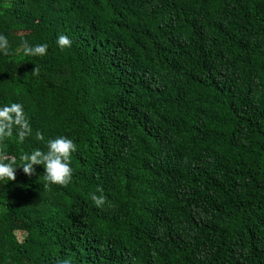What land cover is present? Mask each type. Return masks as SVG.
Instances as JSON below:
<instances>
[{
	"label": "trees",
	"instance_id": "16d2710c",
	"mask_svg": "<svg viewBox=\"0 0 264 264\" xmlns=\"http://www.w3.org/2000/svg\"><path fill=\"white\" fill-rule=\"evenodd\" d=\"M0 33V152L77 144L67 186L0 183V264H264V0H0Z\"/></svg>",
	"mask_w": 264,
	"mask_h": 264
},
{
	"label": "clouds",
	"instance_id": "9594fccd",
	"mask_svg": "<svg viewBox=\"0 0 264 264\" xmlns=\"http://www.w3.org/2000/svg\"><path fill=\"white\" fill-rule=\"evenodd\" d=\"M57 46L63 50L71 47V41L66 35H59L56 40ZM47 44H36L29 46L25 44L23 52L25 55L44 56L47 54ZM10 52L9 41L6 35L0 33V55H8ZM17 131V138L23 141L25 136L31 132L28 120L24 114L22 105L18 103L5 104L0 106V140L10 137L13 129ZM77 151V144L67 136H57L47 141V151L35 149L20 157L22 164L17 165L14 157L0 152V183H7L15 180V170L22 166L23 172L29 176L35 171V165H42L44 168V180L48 184L67 186L73 178L71 167L72 154ZM93 203L99 207L104 204L105 197L91 193ZM64 264H68L67 261Z\"/></svg>",
	"mask_w": 264,
	"mask_h": 264
},
{
	"label": "rangeland",
	"instance_id": "374dc122",
	"mask_svg": "<svg viewBox=\"0 0 264 264\" xmlns=\"http://www.w3.org/2000/svg\"><path fill=\"white\" fill-rule=\"evenodd\" d=\"M16 236L19 240L23 238V234H21L20 232H17Z\"/></svg>",
	"mask_w": 264,
	"mask_h": 264
}]
</instances>
